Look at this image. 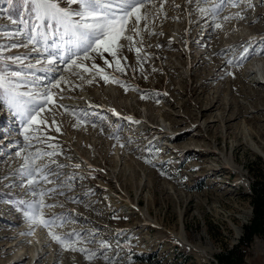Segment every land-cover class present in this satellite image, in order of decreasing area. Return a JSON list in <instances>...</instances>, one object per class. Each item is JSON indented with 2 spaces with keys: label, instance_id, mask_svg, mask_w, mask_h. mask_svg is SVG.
<instances>
[{
  "label": "rangeland",
  "instance_id": "1",
  "mask_svg": "<svg viewBox=\"0 0 264 264\" xmlns=\"http://www.w3.org/2000/svg\"><path fill=\"white\" fill-rule=\"evenodd\" d=\"M250 2L252 9L224 0L213 19L195 0H152L134 37L143 43L120 52L124 70H117L108 54L112 68L96 58L109 82L96 72L78 70L84 79L61 72L59 61L48 65L45 58L54 49L10 47L26 36H0L4 57L17 55L36 65L0 61V71L30 75L33 90L43 91L61 74L70 82L61 85L66 90L54 109L56 124L47 115L51 127L32 133L54 139L33 140L27 152L52 151L53 144L62 153L56 159L69 167L60 171L76 179L69 181L72 191L62 189L65 195L48 201L58 206L45 211L68 216L74 222L54 230L80 231L93 239L84 246L96 252L89 261L65 251L25 217L32 199L22 175L27 153H16L27 142L19 119L5 109L0 112V264H217L216 254L239 243L253 217L251 184L264 172V84L252 81L245 69L260 61L257 76L264 79V0ZM215 3L219 0H200L201 7ZM19 4L14 0L13 19L24 15ZM0 8L9 5L0 2ZM17 30L23 32V26L0 13V33ZM53 40L59 43L58 37L48 43ZM245 49L250 58L242 60ZM76 163L79 169L71 167ZM37 232L41 246L31 241ZM100 241L110 247L101 249ZM243 264H264V236L246 249Z\"/></svg>",
  "mask_w": 264,
  "mask_h": 264
},
{
  "label": "snow or ice",
  "instance_id": "2",
  "mask_svg": "<svg viewBox=\"0 0 264 264\" xmlns=\"http://www.w3.org/2000/svg\"><path fill=\"white\" fill-rule=\"evenodd\" d=\"M0 2H6L9 5L8 9L0 8V13L6 14L9 22L23 26V32L17 30L12 33H0V36L10 39L18 36L27 37L22 43L11 44V48H26L30 52L45 53L49 52V49H54L55 52L45 58L48 65H54L59 61L64 66L61 72H71L80 79H84V76L78 70H82L83 73L96 72L102 74L105 82H109L110 76L104 74V67L96 62V58H101L108 68L113 67L114 60L116 69L124 70L121 59L126 58L122 57L120 52L125 47L131 51L136 43H143L142 40L136 41L134 37L140 34V22L148 18V6L152 0H20L19 7L24 10V15H21L18 20L13 19L10 14L14 0H0ZM245 2L247 8L255 7L250 0H228L232 7H239ZM187 3H193V0H187ZM195 3L203 15L207 16L211 11L212 18L215 19L216 12L224 4V0H219V3L213 4L211 8L201 7L200 0H195ZM235 16L244 19L240 12H237ZM223 19L228 20L230 17L225 16ZM215 27L219 29L222 25L217 23ZM51 37H58L59 43L53 40L49 44ZM38 45H43V47H37ZM135 50L137 53L141 51L140 48ZM4 51V47L0 46V61H12L26 68L36 66L35 64H24V58L17 55L4 57ZM244 53L242 60L249 59L247 49ZM42 63L40 60L36 61V64ZM228 63L233 64V61L229 60ZM236 66L241 67L242 65L237 63ZM229 75L234 76L235 73H229ZM30 79V75L21 71H0V112L6 109L19 119L21 135L27 142L26 147L22 145L20 151L16 153L18 156L22 152L27 153L23 157L25 163L22 175L26 178L24 180L25 192L32 199L27 203L24 215L32 225L46 229L47 235L65 251L82 253L85 259L91 261L96 257V252L84 245L92 243L93 239L82 236L80 231L75 229L58 234L54 229H60L74 221L68 216L49 214L45 211L58 206L55 202L49 203L48 201L53 200L55 196L65 195L62 189L72 191V184L69 181H74L76 175L69 176L60 171L69 165L60 163L56 159L62 154L56 151V145L49 144L52 151L27 152V148L33 147V140L44 143L47 139H54L46 135L33 136L32 133H40L46 127H51L46 118L47 115L53 117L51 124H56L54 109L58 99L63 98L60 94L66 90L61 85H67L70 82L61 74L51 82L50 86H45L44 90L40 91L33 90L34 85L30 86L28 83ZM92 82L91 79L88 80V83ZM112 82L121 83L119 80ZM55 130L60 132V127L57 125ZM124 146L121 144L122 148ZM145 150L152 152L151 148ZM37 160L41 163H37ZM145 162L153 163L150 158H145ZM71 167L79 169L81 165L76 163ZM62 175L64 179H61ZM48 185L52 187H47ZM73 202L78 201L73 198ZM24 203L22 200L21 204ZM59 206L62 207V205ZM99 244L101 249L110 247L107 241H100ZM105 259H107L106 256Z\"/></svg>",
  "mask_w": 264,
  "mask_h": 264
},
{
  "label": "trees",
  "instance_id": "3",
  "mask_svg": "<svg viewBox=\"0 0 264 264\" xmlns=\"http://www.w3.org/2000/svg\"><path fill=\"white\" fill-rule=\"evenodd\" d=\"M251 203L253 217L248 225L243 228V236L233 248H225L215 255L217 264H243L246 249L254 242L255 238L264 236V172L255 176L251 184Z\"/></svg>",
  "mask_w": 264,
  "mask_h": 264
},
{
  "label": "bare ground",
  "instance_id": "4",
  "mask_svg": "<svg viewBox=\"0 0 264 264\" xmlns=\"http://www.w3.org/2000/svg\"><path fill=\"white\" fill-rule=\"evenodd\" d=\"M263 64L260 63V61H254L252 63H250L249 65H247V67L245 68L249 74H252L251 79L252 81H257L260 82L262 84H264V79H258V72H260V69L262 68ZM41 234L39 232L35 233V235L33 237H31V241L35 243V245L37 246L36 240H38V246L42 245V239L40 238ZM25 247V246H24ZM23 246L21 247L20 251H22L23 249H25ZM38 252V248H36V251H31L32 254V259H34L36 257V253ZM39 256V255H38Z\"/></svg>",
  "mask_w": 264,
  "mask_h": 264
}]
</instances>
